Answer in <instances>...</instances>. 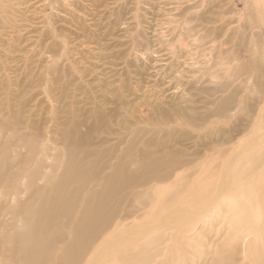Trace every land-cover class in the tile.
<instances>
[{
    "label": "rangeland",
    "instance_id": "obj_1",
    "mask_svg": "<svg viewBox=\"0 0 264 264\" xmlns=\"http://www.w3.org/2000/svg\"><path fill=\"white\" fill-rule=\"evenodd\" d=\"M212 71L235 101L203 135L201 77ZM254 77H264V0H0V264H23L27 209L53 200L69 164L78 178L59 193L73 198L46 219L50 264H63L72 227L118 171L123 184L105 208L108 232L118 222L130 234L144 221L187 217L181 233L168 225L137 241L156 242L148 264H252L249 240L258 236L244 227L234 233L238 212L214 209L194 220L182 210L204 146L228 149L236 142L228 137L250 128L262 104L253 108ZM91 253L70 264H86Z\"/></svg>",
    "mask_w": 264,
    "mask_h": 264
},
{
    "label": "bare ground",
    "instance_id": "obj_2",
    "mask_svg": "<svg viewBox=\"0 0 264 264\" xmlns=\"http://www.w3.org/2000/svg\"><path fill=\"white\" fill-rule=\"evenodd\" d=\"M206 73H208V72H206ZM215 74L216 73H214L212 71L210 77H201L202 92H203L202 94L205 93L204 94L205 97H204L203 101H201L203 103L202 104V109H203L202 110V116L200 115L201 116V123H202L200 125H201V130L203 131V135L205 134V132L207 130L209 131V128L218 129L220 123L223 121L220 119L222 117L221 116L222 113L226 110L228 111L229 109L232 110L233 104L235 101V93H233V92L229 93L227 96H223L224 92L226 91V88H228V86H230V85H228V84L226 85L225 83H223L227 87L224 86L225 87L224 89L219 90L218 89L219 82H220L221 78H223V77H219V76H217L218 74L217 75H215ZM239 81H241V80H239ZM209 84H212L215 87V89L213 88L214 90L211 89L212 90L211 93L207 91V88H209L208 87ZM242 84H246V83H242ZM250 88L251 89L248 88V90L250 91L251 98L256 103L255 104L251 100L255 104V107H253V108H256L258 103H262L257 108V111L255 112V116L253 115L254 118L252 120V123L249 125L250 128L248 129V125L246 123L245 126H243L241 129H239L238 131H235L236 133L233 134L235 136H232V137L230 136L231 137L230 139L228 137L227 140H230V142H232V139H234V140L236 139V142H234L228 149L222 148L221 146H219L221 144L218 145V144H215L216 143L215 142L214 143L215 145L212 147L213 149L211 151H209L210 153H208L207 152L208 148L204 146V148H203L204 151L201 154L202 158H201L200 164L197 168V176H196L197 178L194 180H189L190 184L185 186V189L187 190V192L183 197L184 208L182 206V208H183L182 212L183 211L184 212L189 211V212L194 213L195 216L192 215L195 218L194 220H196L197 217L199 219L200 216L209 217L211 215L212 211H214V209H218V210L221 209V210H226V211L238 212L239 213L238 217L236 216V218L232 217L230 219V225L232 227V230L234 231V233H237L240 228L244 227V234H246V235L253 234V235L258 236V238H256V240L255 239H252L251 241L249 240L250 243H249L248 254L251 257L252 264H263V254L260 251L262 249H264V77H254V79L252 81V85ZM244 89H245V87H244ZM227 92H229V91H227ZM259 93H261V95H262L261 98H257L255 96L256 94L258 95ZM210 98H211V100H210ZM176 112H178V111H176ZM104 121H106V120H104ZM189 121H191V120H189ZM190 123H192V122H190ZM79 126H81V125H79ZM80 131H82V130L80 129ZM212 132H213V130H212ZM249 133H251V134H249ZM169 134H171V133H169ZM169 134H167V135H169ZM207 134H209V133H207ZM203 135H201V136H203ZM206 138H207V135H206ZM87 139H88V137H87ZM201 139H203V138L201 137ZM209 142H211V141H209ZM82 144L83 143H81V145ZM85 144H83V146ZM212 144H210V145H212ZM78 145H80V144H78ZM148 152H149V150H148ZM148 152H147V154H148ZM72 154H73V152H72ZM147 154H145V155H147ZM155 158H157V157H155ZM75 159L77 160V158H75ZM158 160H160V159H158ZM72 161L73 160H71V162ZM186 162H187V160H186ZM146 164H148V163H146ZM66 165H67V163H66ZM124 165H126V164H123V166ZM133 165H135V164H133ZM157 165H159V164H157ZM127 166H129V164ZM147 166H150V165H147ZM112 168H115V167H112ZM127 168H125V171ZM65 170H67L66 174L64 171L65 176L63 175L64 177L61 178L63 180H60L55 185V187L52 188L53 190L55 189V192H53L54 193L53 197H52V193H51V197L53 198V200H51V197L49 196L50 197L49 199L52 202L49 200L50 202L47 201V203H45V201L42 202V200H43L42 199L40 204H42V203L43 204L40 205L39 208L34 209V207H33V208L27 209L28 219H26V221L24 222V231L27 233V239L24 240V244H22V246H21V256L23 258V261H22L23 264H50V254L51 253H49L50 251L48 250L50 248L46 247L47 249H45L44 247H42L47 242L46 241V239L48 237L47 235H49L51 233V230H52V227H49L51 225H47V222H46L47 214L49 211H51L52 213L54 212L53 216H56L55 212L59 211V213H61L64 211V209H66V206L64 204L65 203L64 200H66L68 198H70V200H71L73 198V196H72L73 194L71 196L68 195L69 197H65L64 200H61L60 196L62 194H60V193H62L63 189L65 187H67V185H69V183L72 180H74V179L76 180V178H78V173H79L70 164H69L68 168ZM161 170H165V169H161ZM156 171H158V169L155 170V172ZM120 173H121V171H120ZM118 174H119V171L115 173L114 179L113 180L111 179L112 183H110L109 187L107 186L108 188H106V190L103 192V194L94 198V199H96L95 203L93 202L94 204L91 205L90 202H87V205H91V207H87L85 212L82 215L80 214L81 215V218L79 217L80 222H78L77 225L73 224V225H76V226L72 227V231H71V233H72L71 236L73 238H71L72 240L70 239V241H71L70 244L66 243L67 245L65 244L66 246L65 247L63 246L64 248L62 250V255H59L62 257L63 264H70L80 254H82L85 251L89 252L91 249H92V253L87 258L86 264H148L154 256L152 253L154 240L152 238L148 241H145L142 244H138L137 241H139L140 239H143L144 238L143 235H146L148 232H150L153 229L154 230H164V229H166L165 227H168V225L171 226V228H174L176 230V232L177 231L180 233L183 232L184 226L182 225L183 224L182 222H184L185 220L183 221V219L187 218V217H183L180 214H178L175 217L166 216L167 214L172 215L171 213L170 214L169 213L162 214L163 216H166V218L164 217L165 218L164 219L162 217L164 220L161 218L162 220H159V221L157 220L156 224H154L153 221L152 222L147 221L149 223H145V221H144V223L141 226H138V228L135 229L136 231H132V232L130 231L131 232L130 234L129 233L126 234L127 232L124 234V230H123V232L120 231V227L122 225L119 226V222H118V224H113V226H112L113 229L111 230V232H108V228L111 227V223L109 222L110 219L108 220L109 216L107 215V212H106L108 209L105 210V208H108L106 206H107L108 200L111 198V195L114 194V192L117 191L121 187V185L123 184V183L120 184V181L123 178L121 177L122 179H120V174L119 175ZM135 175H136V173H135ZM144 175H145V173H144ZM130 176H132V175L130 174ZM131 179H132V177H131ZM83 184H84V182H83ZM83 184H81V185H83ZM80 188H82V186ZM57 193H58V195H57ZM46 194L47 193H45V195ZM240 194H242L243 196L241 198H238L237 195H240ZM176 196H177L176 194L174 196L168 195V197L166 199H164L165 201L161 205L167 206L173 199H175ZM89 197H91V196H89ZM62 204H64V205H62ZM84 205L85 204H83V207H84ZM165 207H163V208H165ZM171 208H172V206H171ZM182 208H177V209H182ZM249 209L253 210V213H251L250 215L248 213ZM178 211H180V210H178ZM178 211H176V212H178ZM170 212H172V211H170ZM173 212L175 214V210ZM187 214H190V213H187ZM61 215L62 214L57 215V216H61ZM113 215H114V213H113ZM113 215H111V216H113ZM146 215H148V214H146ZM168 217H171V218L167 219ZM213 217H212L213 218L212 220H214L215 217L221 218L220 215H215V216L213 215ZM51 218H52V216H51ZM158 219H160V218L158 217ZM248 220H252V221H248ZM50 221H51V219H50ZM53 226H54V224H53ZM184 231H185V229H184ZM98 234L103 235L102 236L103 240L101 241L100 244L93 247V244H92L93 239L96 236H98ZM131 234H133V235H131ZM230 235H232V234H230ZM240 235H239V237L241 239L242 236H240ZM156 241H158V240H156ZM176 241L178 243V240H176ZM50 243H51V239H50ZM154 243H156V242H154ZM174 246H175V244H174ZM198 253H197V255H198ZM156 257H157V255H156Z\"/></svg>",
    "mask_w": 264,
    "mask_h": 264
}]
</instances>
